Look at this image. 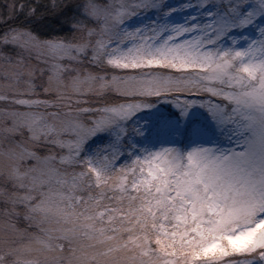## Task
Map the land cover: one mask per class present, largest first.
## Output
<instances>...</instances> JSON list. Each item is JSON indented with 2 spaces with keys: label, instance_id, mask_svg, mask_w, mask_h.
I'll list each match as a JSON object with an SVG mask.
<instances>
[{
  "label": "snow or ice",
  "instance_id": "obj_1",
  "mask_svg": "<svg viewBox=\"0 0 264 264\" xmlns=\"http://www.w3.org/2000/svg\"><path fill=\"white\" fill-rule=\"evenodd\" d=\"M0 264H264V0H0Z\"/></svg>",
  "mask_w": 264,
  "mask_h": 264
}]
</instances>
